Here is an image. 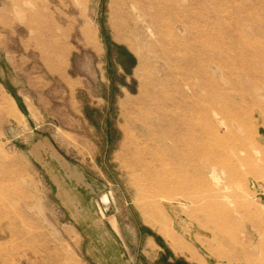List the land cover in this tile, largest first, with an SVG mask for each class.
I'll return each mask as SVG.
<instances>
[{
    "label": "rangeland",
    "instance_id": "374dc122",
    "mask_svg": "<svg viewBox=\"0 0 264 264\" xmlns=\"http://www.w3.org/2000/svg\"><path fill=\"white\" fill-rule=\"evenodd\" d=\"M248 60L264 0H0V264H264Z\"/></svg>",
    "mask_w": 264,
    "mask_h": 264
},
{
    "label": "bare ground",
    "instance_id": "6f19581e",
    "mask_svg": "<svg viewBox=\"0 0 264 264\" xmlns=\"http://www.w3.org/2000/svg\"><path fill=\"white\" fill-rule=\"evenodd\" d=\"M255 56H257V55H255ZM244 66L245 67H249V68L250 67L254 68L255 72H256V75H259V77H260L259 80L264 82V70H263L262 65L259 62L258 63H254L251 60H248L247 63ZM245 67H243V68H245ZM258 73H260V74H258ZM157 109L156 110L153 109V108L152 109L151 108L146 109L144 111V115H146V117L150 118L153 114L156 113L160 117V119H158L157 125L163 126V129H162L163 132L161 133V135H159L160 139L163 138V137H166V138H168L169 140H171L173 142L174 141L173 137H175L174 134H177L176 131L178 130V128H180L181 124H179V122L177 120H175V121L171 120V121L166 123L165 122L166 119H164V120L162 119V117H164L166 115L165 109L164 110H160V109L157 110ZM188 109H189L188 112H191L192 110L195 111L196 110V104H193L192 106H189ZM190 130L188 131V133L193 134V132H191ZM102 202L105 205H107L108 198L106 196H104L102 198Z\"/></svg>",
    "mask_w": 264,
    "mask_h": 264
},
{
    "label": "crops",
    "instance_id": "0c3cea01",
    "mask_svg": "<svg viewBox=\"0 0 264 264\" xmlns=\"http://www.w3.org/2000/svg\"><path fill=\"white\" fill-rule=\"evenodd\" d=\"M194 236V244H197V239H198V243H200L201 241L200 240H202V238H200L199 236H197V235H193ZM263 237V236H262ZM200 238V239H199ZM257 238L259 239V237L257 236ZM252 242H254V240H251ZM257 243H256V245H257V247H258V249L259 248H261V250L260 251H258V252H262V253H264V242H259L258 240L256 241ZM254 244V243H253ZM255 245V244H254ZM257 252V253H258ZM252 253H254V251L252 252ZM196 256V255H195ZM220 255H216V257H215V261H212L211 259L208 261V260H206V259H204V258H202V257H195V259L194 260H192V264H237V261H235V259L234 258H226V257H224V258H220L219 257ZM211 258V257H210Z\"/></svg>",
    "mask_w": 264,
    "mask_h": 264
}]
</instances>
